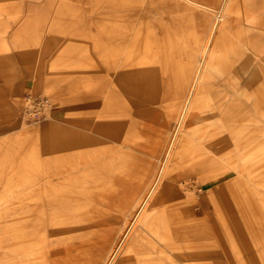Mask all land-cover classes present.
Here are the masks:
<instances>
[{"label":"rangeland","instance_id":"374dc122","mask_svg":"<svg viewBox=\"0 0 264 264\" xmlns=\"http://www.w3.org/2000/svg\"><path fill=\"white\" fill-rule=\"evenodd\" d=\"M196 1L206 6L0 0V264H100V242L133 220L138 196L160 168L153 151L139 161L129 148L147 144L158 126L135 115L154 81L147 72L158 70L166 48H183L190 32L208 33L213 24L209 72L239 81L236 137L223 152L206 154L196 127L207 119H190L111 264H264V51L255 66L238 69V57L252 55L236 39L253 19L264 40V7L252 12L253 0H228L217 12L221 0ZM112 57L128 64L120 76ZM26 96L48 106L25 110ZM244 133L256 141L240 148L234 140Z\"/></svg>","mask_w":264,"mask_h":264},{"label":"bare ground","instance_id":"6f19581e","mask_svg":"<svg viewBox=\"0 0 264 264\" xmlns=\"http://www.w3.org/2000/svg\"><path fill=\"white\" fill-rule=\"evenodd\" d=\"M185 1L195 6H206L196 0ZM252 3L249 6L252 12L260 11L264 7V0H253ZM225 6H228V0H221V8L217 12H220ZM243 23L245 24L242 31L240 34H236L237 44L238 46L244 47L252 56L245 60H241L238 57L239 60L236 61L240 65L238 69L247 70L249 64L255 66L254 56L257 54V51H264V44L261 42H264V40L259 36L260 30L255 20L251 19L246 23L245 19ZM215 32V24L212 25L208 33L203 32L199 36L190 32L187 36L188 39L184 41L185 45H183V48L178 50L170 49V47L166 48L165 55L161 58L162 63L158 67V70L147 72L149 78L152 73L151 78L153 77L154 81L147 85L150 87V92L141 96L139 104L144 106V108H141V111L137 109L135 115H138L140 112L148 118H153L158 126H154L155 128L153 127L151 129L155 137L149 140L147 144L142 141H136L133 144H129V148L132 156L139 158V161L146 160L144 153L150 155V151H153L151 156L159 160L160 168L157 169L152 180L148 182L138 196L137 211L133 215V220L128 222L126 227L116 235V239L113 240L111 237H108L106 243L99 241L103 248L100 264H111L116 256L122 254L126 237L152 196L160 179L161 172L170 159L174 148L177 146V139L180 132L187 125L192 124L190 120L192 117L200 115V117L205 116L207 119L206 127H196L197 131L200 130L198 137L202 142V148L206 154L215 155L223 152L227 148V138L232 135L236 137V133L233 132L236 126L234 123L236 122L235 119L241 117L239 110L243 106L240 98L239 81L234 78V75L224 76L223 74V76H220L222 73L209 72L214 58V47L217 45ZM237 44H235V47H237V50H240L241 47H238ZM239 50L237 53L243 57ZM103 57L106 62V55L103 54ZM117 63L116 57L110 59V67L114 75L120 76V69L126 67L128 64L127 62L122 64V61L119 65ZM254 69L252 68V71ZM252 76H254V73H252ZM219 77L222 78V81L219 80ZM225 85H230V90H227ZM139 91L140 89L135 87L133 93L136 99L139 97ZM254 107L255 105L252 103L250 109ZM210 120L213 122L210 123ZM244 134L246 139L237 140L238 138H236L234 140L239 142L237 146L240 148L246 147V143L256 141V139H251L247 136L246 133ZM147 145H150V147L148 148ZM252 149L250 145L248 150L252 151ZM203 164L200 163V165ZM200 167L202 169L205 166ZM249 171H251V168H249ZM140 182V185L144 186L142 184L144 182L143 178L140 179ZM23 195H21L20 201L23 199ZM60 195L62 193H56V196ZM20 217L21 223L19 228L21 230L26 221L25 205L23 203L21 204ZM99 242L94 241V244L96 243L95 245H98ZM24 246L22 245L21 248L24 249ZM11 248L13 249V246ZM16 250H18V247ZM16 264L20 263L16 262Z\"/></svg>","mask_w":264,"mask_h":264},{"label":"built area","instance_id":"2783aa9c","mask_svg":"<svg viewBox=\"0 0 264 264\" xmlns=\"http://www.w3.org/2000/svg\"><path fill=\"white\" fill-rule=\"evenodd\" d=\"M34 105H40V108L45 110V107L48 106L47 100L44 98H39L38 101H33L30 96H26V99L23 102V106L25 110H30ZM27 112V111H26Z\"/></svg>","mask_w":264,"mask_h":264}]
</instances>
